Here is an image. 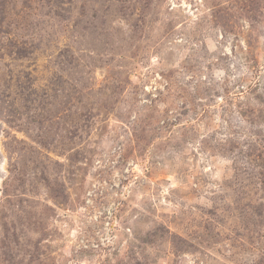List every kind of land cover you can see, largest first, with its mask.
<instances>
[{
	"label": "rangeland",
	"instance_id": "374dc122",
	"mask_svg": "<svg viewBox=\"0 0 264 264\" xmlns=\"http://www.w3.org/2000/svg\"><path fill=\"white\" fill-rule=\"evenodd\" d=\"M0 264H264V0H0Z\"/></svg>",
	"mask_w": 264,
	"mask_h": 264
}]
</instances>
